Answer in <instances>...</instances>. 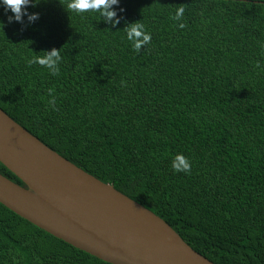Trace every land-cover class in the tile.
I'll return each instance as SVG.
<instances>
[{"label":"trees","instance_id":"16d2710c","mask_svg":"<svg viewBox=\"0 0 264 264\" xmlns=\"http://www.w3.org/2000/svg\"><path fill=\"white\" fill-rule=\"evenodd\" d=\"M65 4L39 0L23 27L0 8V109L213 263L264 264V0H120L115 26ZM135 20L151 33L139 53L123 29ZM52 48L58 76L27 66ZM176 153L189 174L172 171ZM0 264L112 263L0 203Z\"/></svg>","mask_w":264,"mask_h":264},{"label":"water","instance_id":"95a60500","mask_svg":"<svg viewBox=\"0 0 264 264\" xmlns=\"http://www.w3.org/2000/svg\"><path fill=\"white\" fill-rule=\"evenodd\" d=\"M0 203L112 264H215L162 218L77 167L0 109Z\"/></svg>","mask_w":264,"mask_h":264},{"label":"clouds","instance_id":"9594fccd","mask_svg":"<svg viewBox=\"0 0 264 264\" xmlns=\"http://www.w3.org/2000/svg\"><path fill=\"white\" fill-rule=\"evenodd\" d=\"M37 3H39V0H0V8L5 13H11V15L7 16L8 23L17 22L23 27L25 24L31 25L39 19V13L28 11L29 6L35 7ZM119 4L120 0H66V4L62 5V7L67 13L72 12L77 15L85 13L98 14L106 24L115 26L120 22V17L117 15V7H115L119 6ZM120 11H123V9L121 8ZM183 14L184 9L178 7L170 17L177 22L178 28L185 26L182 21ZM138 21L128 22L123 27L125 39L130 43L131 50L135 53H139L141 48L148 45L151 41V33L146 30L143 23ZM3 27L4 22L0 21V29ZM61 62L62 57L56 48L45 50L42 56L33 55L26 60L27 66L39 65L47 69L49 75L53 77L60 74ZM47 95L48 106L55 110L56 97L54 89L49 87ZM170 167L173 172H183L187 175L191 171V162L183 153H176L171 157Z\"/></svg>","mask_w":264,"mask_h":264}]
</instances>
